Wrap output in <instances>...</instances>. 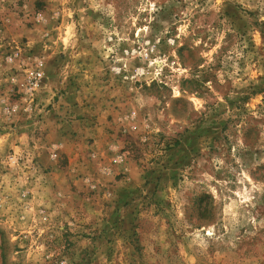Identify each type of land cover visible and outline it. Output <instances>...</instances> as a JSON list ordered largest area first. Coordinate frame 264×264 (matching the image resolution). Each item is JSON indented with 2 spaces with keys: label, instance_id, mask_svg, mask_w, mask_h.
Here are the masks:
<instances>
[{
  "label": "rangeland",
  "instance_id": "obj_1",
  "mask_svg": "<svg viewBox=\"0 0 264 264\" xmlns=\"http://www.w3.org/2000/svg\"><path fill=\"white\" fill-rule=\"evenodd\" d=\"M0 264H264V0H0Z\"/></svg>",
  "mask_w": 264,
  "mask_h": 264
},
{
  "label": "built area",
  "instance_id": "obj_2",
  "mask_svg": "<svg viewBox=\"0 0 264 264\" xmlns=\"http://www.w3.org/2000/svg\"><path fill=\"white\" fill-rule=\"evenodd\" d=\"M18 58V54H12L7 59V62L9 64H17L20 70V74H17V76H20V79L17 80L16 85H18L19 91L24 95L25 102L27 103L26 107L31 108L35 91H37L43 79V62L37 59L32 65H27L30 59L16 62Z\"/></svg>",
  "mask_w": 264,
  "mask_h": 264
}]
</instances>
